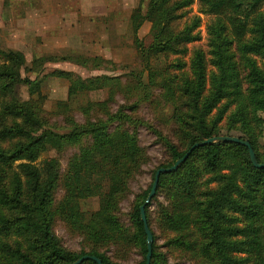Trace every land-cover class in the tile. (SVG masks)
Masks as SVG:
<instances>
[{
  "label": "trees",
  "instance_id": "1",
  "mask_svg": "<svg viewBox=\"0 0 264 264\" xmlns=\"http://www.w3.org/2000/svg\"><path fill=\"white\" fill-rule=\"evenodd\" d=\"M172 1L148 0L147 17L154 30L148 51L177 52L181 42L200 38L195 32L200 17L179 31L172 27L174 18L180 17H175L172 10L191 0ZM202 1L205 11L215 15L210 42L211 63L216 70L208 69L203 50L195 52L192 75L182 87L195 132L187 134L184 149L166 141L172 161L161 166L173 165L197 141L224 135L220 128L224 119L229 130L237 128L245 135L240 137L251 143L258 160L264 162L258 116L259 111H264V0ZM25 63L16 51L0 49V264H72L85 254L97 255L104 264H121L94 246L81 252L69 250L54 231L52 206L58 176L36 162L48 145L55 146L78 132L74 131L77 127L67 133L43 127L36 101L29 107L16 98L15 86L19 83L38 88L36 80L21 75ZM240 64L248 70L247 87ZM122 117L127 116H115ZM89 127L84 130L93 136V151L102 156L106 166L96 172L102 171L110 182L108 191L100 192L107 210L113 205L115 193L125 186V177L117 181L114 171L131 170L139 158L138 141L126 132L111 134L104 123ZM154 177L155 173L131 212L134 231L128 235L139 246L143 258L137 264H146L147 235L140 206ZM213 183L215 188L210 186ZM162 191L173 197L172 206L162 209L166 227L180 234L172 242L191 249L193 241H189L190 245L184 230L195 224L202 233V242L195 249L202 257L201 264H264V168L254 166L247 146L236 142L205 144L195 148L176 170L162 173L157 193L146 206L151 229L150 206ZM105 222L119 228L113 214L106 215ZM152 232L151 264H169L164 254L157 251L153 229ZM107 236L98 239L110 237ZM81 264L98 263L89 259Z\"/></svg>",
  "mask_w": 264,
  "mask_h": 264
},
{
  "label": "rangeland",
  "instance_id": "2",
  "mask_svg": "<svg viewBox=\"0 0 264 264\" xmlns=\"http://www.w3.org/2000/svg\"><path fill=\"white\" fill-rule=\"evenodd\" d=\"M187 4L172 10L175 17L180 16L174 18L172 27L179 31L200 17L195 30L200 38L181 42L177 52H155L147 50L154 34L147 17L148 0H0V49L21 54L26 61L21 75L38 82L36 89L17 84L16 98L29 107L36 101L45 128L67 133L77 127L78 134L48 145L36 162L58 176L53 228L69 250L81 252L94 246L121 264H137L143 259L128 235L134 231L133 206L151 184L155 170L172 161L166 141L184 149L187 134L195 132L182 90L184 80L192 75L195 52L203 50L208 69L216 70L210 42L215 15L205 11L202 0ZM240 69L247 87L248 70L243 64ZM118 114L130 119L115 118ZM258 116L264 158V111ZM100 123L111 134L136 136L139 147V158L130 171H114L117 181L125 177V186L115 193L107 210L100 194L109 189V178L102 173L106 166L93 151L91 132L84 130ZM220 128L224 135L245 136L237 128L229 130L226 119ZM172 201L171 194L162 191L150 206L157 251L169 264H201L195 249L202 242V233L195 224L184 230L188 242L193 241L191 249L172 242L179 231L166 227L162 214ZM111 214L117 229L105 222V216ZM105 234L111 238L98 239Z\"/></svg>",
  "mask_w": 264,
  "mask_h": 264
},
{
  "label": "water",
  "instance_id": "3",
  "mask_svg": "<svg viewBox=\"0 0 264 264\" xmlns=\"http://www.w3.org/2000/svg\"><path fill=\"white\" fill-rule=\"evenodd\" d=\"M215 142H236V143H241L247 146L249 148L250 159L252 163L254 164V166L257 168H264V162H260L258 160L256 152L254 148L252 147L251 143L248 140L242 139L240 136H234V135L213 136V137H209L202 141H197L188 149V151H186V153L181 158L177 159L173 165L159 167L155 172V177L152 183L151 190L147 198L145 199L144 203L140 206L141 219L144 223V229L147 235L148 252L146 255V264H151V260L153 257V243H154V234L148 223V218L146 214V206L150 203V201L153 199V197L157 193V188H158L161 174L176 170L180 166V164H182L189 157V155L192 153V151L195 148L205 145V144H212ZM89 259L96 261L98 264H104L100 257H98L97 255H91V254H85L81 256L76 261H74L72 264H81L85 260H89Z\"/></svg>",
  "mask_w": 264,
  "mask_h": 264
}]
</instances>
